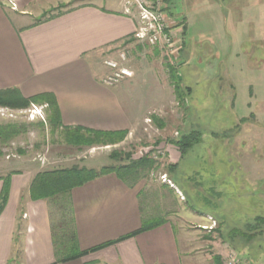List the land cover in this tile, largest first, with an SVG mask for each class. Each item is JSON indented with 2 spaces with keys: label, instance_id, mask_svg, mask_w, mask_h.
<instances>
[{
  "label": "crops",
  "instance_id": "0c3cea01",
  "mask_svg": "<svg viewBox=\"0 0 264 264\" xmlns=\"http://www.w3.org/2000/svg\"><path fill=\"white\" fill-rule=\"evenodd\" d=\"M203 1L213 2L235 33L238 24L254 31L258 21L247 16L253 7L251 0ZM9 2L15 3L16 9H11ZM72 2L78 5L47 21L21 23L41 8ZM179 2L169 0L166 5L180 40L178 64L173 65L172 59L168 63L176 67L177 81L191 97L201 80L196 77L201 67L191 66L194 56L190 39H185L187 18L169 12ZM255 7L257 12L262 10L263 20L264 0H257ZM134 29V20L122 13L121 0H0V90H17L25 99L52 95L66 128L129 134L141 125L148 111L147 95H141V88L152 90L153 105L173 93L159 88L160 82L166 81L157 68L161 50L144 51L147 48L129 39ZM122 49L130 50L128 66L133 76L113 88L102 86L100 80L107 73L103 60L116 58ZM147 59L152 60L150 66ZM170 146L174 147L173 143ZM168 157L172 166L165 173L168 179H183L184 173L178 169L182 156L170 153ZM7 166L9 169L0 171V194L4 179L8 178L9 185L0 213V264H183L187 239L183 232L180 238L176 236L170 221L164 219L160 226L130 236L145 219L157 218L140 202L144 187L138 182L132 184L110 173L68 192L33 200L30 186L42 173L40 165ZM171 182L172 186L158 182L157 187L170 194L183 192ZM149 198L147 195L145 203H151ZM191 215L187 218L206 225L208 220ZM55 231L65 234L59 248ZM96 247L99 249L78 256Z\"/></svg>",
  "mask_w": 264,
  "mask_h": 264
},
{
  "label": "rangeland",
  "instance_id": "374dc122",
  "mask_svg": "<svg viewBox=\"0 0 264 264\" xmlns=\"http://www.w3.org/2000/svg\"><path fill=\"white\" fill-rule=\"evenodd\" d=\"M250 3L253 7L247 16L258 21L252 33L240 24L235 33L213 2L180 0L169 9L174 17L187 18L185 39H190L194 56L191 66L200 65L196 77L201 80L189 97L177 81L178 70L161 50L157 68L166 81H161L159 88L172 90V97L167 94L153 105L149 97L152 90L141 88V95H147L148 111L141 125L129 134L125 132L123 138L108 141L85 130L66 128L58 106L60 122L55 124L52 110L44 102H29L25 107L0 104V171L15 163L40 165L42 172L73 166L99 170L148 158L155 162L153 168L127 180L143 185L140 202L146 204L145 210L151 208L157 218L170 221L177 237L185 234L183 264H214L213 256L224 257L230 246L236 249L240 264H264V25L260 26L264 19L262 10H256L257 0ZM7 5L16 9L15 3ZM75 5L44 7L21 23L37 24ZM121 5L123 13L122 0ZM222 15L225 17L224 11ZM148 49L152 48L144 51ZM146 61L150 66L152 60ZM177 88L183 93L181 97ZM190 132H198L200 140L181 155L178 169L184 173L183 179L174 182L165 174L172 167L168 156L180 154L173 141ZM88 139L97 143H85ZM162 175L183 192L170 194L158 189ZM147 195L151 203H145ZM188 214L202 221L210 217L218 222V231L209 233L187 218ZM247 224L256 229L246 232ZM54 235L59 248L60 237L65 234L55 231Z\"/></svg>",
  "mask_w": 264,
  "mask_h": 264
},
{
  "label": "trees",
  "instance_id": "16d2710c",
  "mask_svg": "<svg viewBox=\"0 0 264 264\" xmlns=\"http://www.w3.org/2000/svg\"><path fill=\"white\" fill-rule=\"evenodd\" d=\"M61 14L57 13L56 15ZM54 15V16H56ZM54 16L50 17L53 18ZM49 20V18H48ZM47 21V19L43 20ZM40 21V22H43ZM38 22V23H40ZM174 78V76H173ZM177 87V86H176ZM178 89V88H177ZM182 91L177 90V95L179 97L182 96ZM29 102H44L47 103L49 108L52 110V121H55L54 123L60 122L59 113L57 109V104L54 100V97L50 94H40L37 96H33L31 98L25 99L21 97V95L18 93L17 90L14 89H5L0 91V104L6 105L10 107H25ZM89 135H93L95 138L100 139H106L110 141L111 137H119L123 138L125 136V132L120 133H106V132H94V131H86ZM1 135V132H0ZM80 137V136H79ZM82 139V137H80ZM83 140V139H82ZM200 140V136L198 132H190L188 134L183 135L179 140L173 141L174 145L178 147L180 150V155L184 154L185 151H187L189 148L193 146V144L197 143ZM69 142V140H68ZM87 144H93L97 143V141H93L91 139L86 140ZM72 144H75L72 142ZM154 161L148 159V158H140L139 160L132 162L126 166H102L99 170L95 169H87L84 167H78L73 166L68 169H58L53 170L49 172H42L38 173L35 178L32 180L31 186H30V196L33 200H40V199H46L53 197L57 194L65 193L70 191L74 187L81 186L82 184L105 174L113 173L117 177H119L121 180H126L128 177H133L136 175H139V173L142 171H149L154 166ZM9 185H8V178L4 179L3 188L0 194V213L2 212L7 198H8V191ZM256 220L262 221V218L257 217ZM164 222V219L161 218H152L149 220H144L142 222L141 227L134 232L132 235H136L141 232L148 231L150 229H153L155 227L160 226ZM218 222L215 223V227L209 230V233H215L218 231ZM246 232H249L251 230H255L256 228L250 226V224H247L246 226ZM233 235H231L232 237ZM223 242H227L225 239L222 238ZM101 247V246H100ZM230 250L236 252V249L233 247H229ZM99 249V247L93 248L88 251H84L78 254L84 255L88 254L91 251H95ZM238 254V253H237ZM222 258H224L220 254H216L213 256L212 260L214 264H223ZM248 258V256H247Z\"/></svg>",
  "mask_w": 264,
  "mask_h": 264
},
{
  "label": "built area",
  "instance_id": "2783aa9c",
  "mask_svg": "<svg viewBox=\"0 0 264 264\" xmlns=\"http://www.w3.org/2000/svg\"><path fill=\"white\" fill-rule=\"evenodd\" d=\"M169 0H122L123 14L135 21V29L132 34L133 41L143 48H158L165 50L173 61H178L180 40L176 36L166 5ZM131 58L129 49L119 50L116 58H105L103 65L107 73L101 78L100 83L110 88L117 83L131 78L133 72L128 66ZM39 112V111H36ZM34 113V112H33ZM162 183L167 182L166 176H160ZM208 225L201 226L205 230L215 227V221L210 217ZM223 264H240L237 253L232 250L226 252Z\"/></svg>",
  "mask_w": 264,
  "mask_h": 264
}]
</instances>
